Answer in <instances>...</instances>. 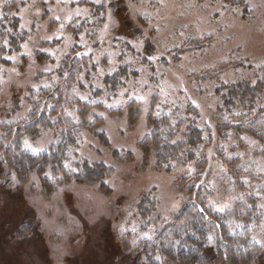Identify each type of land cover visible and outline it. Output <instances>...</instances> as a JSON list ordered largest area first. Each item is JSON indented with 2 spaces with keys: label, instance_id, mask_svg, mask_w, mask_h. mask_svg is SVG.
<instances>
[{
  "label": "rangeland",
  "instance_id": "1",
  "mask_svg": "<svg viewBox=\"0 0 264 264\" xmlns=\"http://www.w3.org/2000/svg\"><path fill=\"white\" fill-rule=\"evenodd\" d=\"M12 18L24 36L0 63V264H177L143 249L195 195L229 231L251 229L259 254L247 264H264V139L215 127L237 84L259 83L244 104L264 110V0H0V21ZM56 89L61 111L19 147L37 154L66 141L63 169L101 163L99 180L19 178L3 161L2 123L28 117L30 94ZM159 114L182 119L173 142L187 123L202 130L198 180L182 185L192 163L158 167L155 141L141 145ZM205 243L214 247V229Z\"/></svg>",
  "mask_w": 264,
  "mask_h": 264
},
{
  "label": "trees",
  "instance_id": "2",
  "mask_svg": "<svg viewBox=\"0 0 264 264\" xmlns=\"http://www.w3.org/2000/svg\"><path fill=\"white\" fill-rule=\"evenodd\" d=\"M8 20V24L0 21L1 64L8 62L4 57L5 54H11L19 49V44L24 36V33H21L18 29L17 18H12L11 21ZM119 74L115 72L107 77L112 87L117 84L118 79L116 77ZM235 86L222 94V103L216 112L215 127L219 130L218 132L222 130L221 133L228 128H233L237 132L249 133L262 141L264 139V110L251 113L253 110L252 105L246 104L245 106L244 104V99L252 101L256 98L257 93L260 91L259 83L253 86L240 83ZM56 93H58V89L53 92L45 90L37 95L30 94L28 99L33 102V107L28 117L20 122L2 123V130L6 133L7 140V144L2 146L4 150L3 161L13 169L19 178H24L32 171L40 176L50 171L53 176L51 181L54 183L69 180L70 177L78 180L101 179L106 174V167L101 163L89 164L85 162L79 171L71 175L63 169L61 161L65 155L66 141L51 145L47 150L37 154L23 151L19 147L21 136L34 134L38 128L51 125V117L61 111L60 103L62 99ZM238 94L240 95L237 99ZM69 96H71L70 92ZM37 99L44 101L41 102ZM241 104L243 105L241 109L237 112L232 111V107H238ZM186 111L189 112V109ZM170 117L169 114H159L156 118H150L151 123H155V125L151 135L144 138L141 145L144 147L147 144L150 145V138L155 141V144L151 146L158 158V167L170 170L173 161H179L182 166L192 163L193 168L191 171H185L187 172L186 177L179 180L183 185L185 180H198L200 173L206 167L203 152L198 153L199 145L203 139L202 130L193 122L187 123L184 130L185 139L173 142V137L178 131L182 119H178V122L173 124ZM58 124L65 126L67 122L58 119ZM221 133L219 134L222 135ZM183 152L185 153L181 155ZM43 182L45 186H51L47 184L45 178H43ZM196 197L195 195V198L186 203L179 214L168 222L156 236L151 240H147L146 249L143 250H146L149 255H153L156 250L160 251L165 258L175 260L177 264H235L238 260H241L242 264H247L252 256L259 254V245L251 238V229L241 228L234 232L229 231V228L223 223H218L215 213H211L205 208L200 199ZM249 201L251 208L248 213L243 215L245 222L248 215L250 216L252 210L255 209L254 199L249 198ZM212 229L215 230V244L214 247H208L205 239L207 232ZM209 248L214 250V254L211 258H205L206 250Z\"/></svg>",
  "mask_w": 264,
  "mask_h": 264
}]
</instances>
